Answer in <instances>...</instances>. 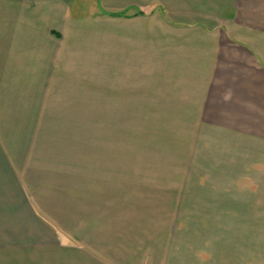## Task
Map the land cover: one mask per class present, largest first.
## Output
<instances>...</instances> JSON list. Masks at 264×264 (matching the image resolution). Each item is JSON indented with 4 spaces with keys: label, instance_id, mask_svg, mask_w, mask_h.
I'll list each match as a JSON object with an SVG mask.
<instances>
[{
    "label": "crops",
    "instance_id": "obj_1",
    "mask_svg": "<svg viewBox=\"0 0 264 264\" xmlns=\"http://www.w3.org/2000/svg\"><path fill=\"white\" fill-rule=\"evenodd\" d=\"M95 1L0 0V264H264V0Z\"/></svg>",
    "mask_w": 264,
    "mask_h": 264
},
{
    "label": "rangeland",
    "instance_id": "obj_2",
    "mask_svg": "<svg viewBox=\"0 0 264 264\" xmlns=\"http://www.w3.org/2000/svg\"><path fill=\"white\" fill-rule=\"evenodd\" d=\"M88 2L90 1H95V0H86ZM95 6L90 5L87 6L86 8L83 6H78V2H74V7H78L77 10H83L85 12L81 13L82 16H88V11L91 10V8L93 9H99L98 2L97 0L95 1ZM94 2H92L93 4ZM80 7V8H79ZM88 10V11H87ZM97 49H100V46L96 47ZM101 49L103 50V47H101ZM81 61H88L87 59L84 58V60ZM101 82H102V78H101ZM96 92L98 94H101L103 91V84H97L96 86ZM100 91V92H99ZM103 106V102L102 101H97L96 102V108H100ZM106 117H98L96 116V125H102L103 121ZM115 118H108V123L109 120H111V123L113 124H121V128H122V140L124 141H134L133 143L128 142L127 144V148L126 145H124V149L121 150H115L114 148L112 149V159H113V163L115 162V160L121 158L122 160H124V162L126 163V167H127V173L130 174H135L137 172H140L141 169L137 168L136 165V159L137 156L142 155V156H146V155H151V149H139L138 145L136 142V138L138 137V135H140V137L138 138V141H142L144 140V142L149 141V142H156L160 139L159 137V132H153L151 130V128L149 126H155L156 123L153 121V118H138V117H123V118H116L117 121H114ZM101 121L102 124H100L101 122L98 123V121ZM120 121V122H119ZM127 131V132H126ZM137 133V134H136ZM101 133L97 132V135H99ZM164 135L166 134H162V136L164 137ZM128 136V138H127ZM99 136H97L98 138ZM149 138V139H146ZM166 140V137L165 139ZM159 142V141H158ZM112 146H116V144H112ZM99 147V146H98ZM102 149H97V155L100 153ZM160 223L158 224V226H154V224H152L151 222H148L145 224V226L147 227V230L150 232L148 235L152 234L151 236H155L154 234H156V231L154 228H152V226H154L155 228H158L159 232L164 231L162 228V222L165 219V214H161L160 216ZM191 223L192 226L190 229H176V234H171V232H169V234L166 235H162L160 238L166 242L171 240V237H175L176 236V240H183L184 238H188L190 237L192 239V246H194V251L192 252V256H186L187 259L190 258V261L192 262V264H212L215 260V253H216V248H215V238H217V232L219 230H217L215 227H213L212 225L207 224L206 222L201 223L198 222L199 218H196V216L194 214L191 215ZM212 224V223H211ZM152 225V226H151ZM179 226V224H178ZM183 226V222L181 224L180 227ZM154 229V230H153ZM261 231V232H260ZM257 230V241L259 240L258 238V234L262 233V230ZM154 232V233H151ZM147 234V233H146ZM172 235V236H171ZM165 239V240H164ZM180 247V249L183 248V245L178 246ZM185 247V246H184ZM186 248V247H185ZM187 249V248H186ZM179 251V250H178ZM182 252H185L182 251ZM255 252L256 253H261L263 252V248L261 246L256 245L255 247ZM176 261V259H175ZM178 263V262H177Z\"/></svg>",
    "mask_w": 264,
    "mask_h": 264
}]
</instances>
